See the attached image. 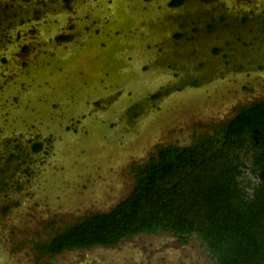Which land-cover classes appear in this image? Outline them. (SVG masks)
Instances as JSON below:
<instances>
[{
  "label": "rangeland",
  "instance_id": "374dc122",
  "mask_svg": "<svg viewBox=\"0 0 264 264\" xmlns=\"http://www.w3.org/2000/svg\"><path fill=\"white\" fill-rule=\"evenodd\" d=\"M171 1L0 0V264H212L163 230L38 249L264 100V0Z\"/></svg>",
  "mask_w": 264,
  "mask_h": 264
},
{
  "label": "trees",
  "instance_id": "16d2710c",
  "mask_svg": "<svg viewBox=\"0 0 264 264\" xmlns=\"http://www.w3.org/2000/svg\"><path fill=\"white\" fill-rule=\"evenodd\" d=\"M41 147L33 144L35 151ZM158 230L183 242L196 235L212 264H264V100L240 106L216 134L194 144L159 147L137 167L126 198L67 226L38 249L57 255L110 247Z\"/></svg>",
  "mask_w": 264,
  "mask_h": 264
},
{
  "label": "flooded vegetation",
  "instance_id": "af4514ba",
  "mask_svg": "<svg viewBox=\"0 0 264 264\" xmlns=\"http://www.w3.org/2000/svg\"><path fill=\"white\" fill-rule=\"evenodd\" d=\"M79 249V248H78Z\"/></svg>",
  "mask_w": 264,
  "mask_h": 264
}]
</instances>
